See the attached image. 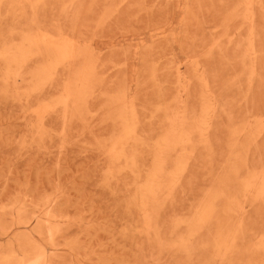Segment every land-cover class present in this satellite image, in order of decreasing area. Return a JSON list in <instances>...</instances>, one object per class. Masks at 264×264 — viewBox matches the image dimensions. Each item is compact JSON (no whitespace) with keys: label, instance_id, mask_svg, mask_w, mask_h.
Listing matches in <instances>:
<instances>
[{"label":"rangeland","instance_id":"1","mask_svg":"<svg viewBox=\"0 0 264 264\" xmlns=\"http://www.w3.org/2000/svg\"><path fill=\"white\" fill-rule=\"evenodd\" d=\"M0 264H264V0H0Z\"/></svg>","mask_w":264,"mask_h":264},{"label":"bare ground","instance_id":"2","mask_svg":"<svg viewBox=\"0 0 264 264\" xmlns=\"http://www.w3.org/2000/svg\"><path fill=\"white\" fill-rule=\"evenodd\" d=\"M247 21H248V20H247ZM250 22H251V21H250ZM250 24H251V23H250ZM250 24H249V25H250ZM249 28H250V27H249ZM250 29H251V28H250ZM249 32H250V30H249ZM249 35H250V34H249ZM249 48H250V47H249ZM250 50H251V49H250Z\"/></svg>","mask_w":264,"mask_h":264}]
</instances>
